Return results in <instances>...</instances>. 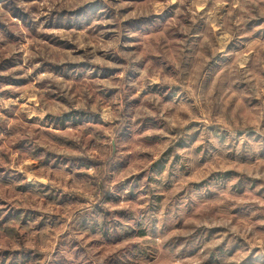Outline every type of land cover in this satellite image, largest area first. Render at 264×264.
Returning <instances> with one entry per match:
<instances>
[{
	"label": "rangeland",
	"instance_id": "1",
	"mask_svg": "<svg viewBox=\"0 0 264 264\" xmlns=\"http://www.w3.org/2000/svg\"><path fill=\"white\" fill-rule=\"evenodd\" d=\"M258 38L264 0H0V264H264Z\"/></svg>",
	"mask_w": 264,
	"mask_h": 264
},
{
	"label": "crops",
	"instance_id": "2",
	"mask_svg": "<svg viewBox=\"0 0 264 264\" xmlns=\"http://www.w3.org/2000/svg\"><path fill=\"white\" fill-rule=\"evenodd\" d=\"M195 4L197 5V6H199L200 5V0H195ZM263 22V21H262ZM262 24V23H261ZM262 26H263V24H262ZM255 46H256V50L259 52L260 51V49H262V50H264V38H262V39H256L255 40Z\"/></svg>",
	"mask_w": 264,
	"mask_h": 264
}]
</instances>
